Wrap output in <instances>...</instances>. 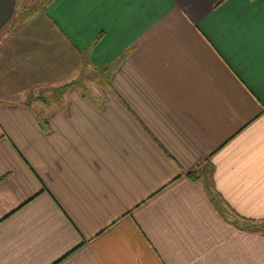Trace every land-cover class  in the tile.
I'll return each mask as SVG.
<instances>
[{
  "label": "crops",
  "instance_id": "crops-1",
  "mask_svg": "<svg viewBox=\"0 0 264 264\" xmlns=\"http://www.w3.org/2000/svg\"><path fill=\"white\" fill-rule=\"evenodd\" d=\"M262 34L264 0H0V264H264Z\"/></svg>",
  "mask_w": 264,
  "mask_h": 264
},
{
  "label": "rangeland",
  "instance_id": "rangeland-1",
  "mask_svg": "<svg viewBox=\"0 0 264 264\" xmlns=\"http://www.w3.org/2000/svg\"><path fill=\"white\" fill-rule=\"evenodd\" d=\"M80 75H79V82L80 83H86L89 81H93V79L95 80V78H93L96 73L91 71L90 68L86 67V69H80ZM98 80V79H97ZM33 98H36L39 102L41 103H45L47 101H49L52 98H58L59 96L56 95V93L53 92H36V93H31Z\"/></svg>",
  "mask_w": 264,
  "mask_h": 264
},
{
  "label": "snow or ice",
  "instance_id": "snow-or-ice-1",
  "mask_svg": "<svg viewBox=\"0 0 264 264\" xmlns=\"http://www.w3.org/2000/svg\"><path fill=\"white\" fill-rule=\"evenodd\" d=\"M67 2L72 3H114L117 2V0H67ZM262 54H264V34H262Z\"/></svg>",
  "mask_w": 264,
  "mask_h": 264
},
{
  "label": "trees",
  "instance_id": "trees-1",
  "mask_svg": "<svg viewBox=\"0 0 264 264\" xmlns=\"http://www.w3.org/2000/svg\"><path fill=\"white\" fill-rule=\"evenodd\" d=\"M98 74L103 78H105L106 79V77H107V74H108V70L107 69H100L99 71H98ZM56 93V95L57 96H60V92L59 91H57V92H55ZM208 189H209V187H208Z\"/></svg>",
  "mask_w": 264,
  "mask_h": 264
}]
</instances>
